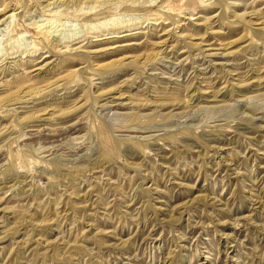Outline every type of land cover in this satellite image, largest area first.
<instances>
[{"label": "rangeland", "instance_id": "rangeland-1", "mask_svg": "<svg viewBox=\"0 0 264 264\" xmlns=\"http://www.w3.org/2000/svg\"><path fill=\"white\" fill-rule=\"evenodd\" d=\"M0 264H264V0H0Z\"/></svg>", "mask_w": 264, "mask_h": 264}]
</instances>
